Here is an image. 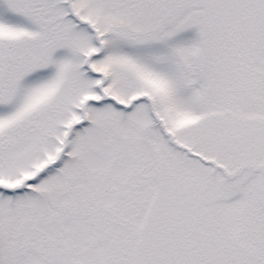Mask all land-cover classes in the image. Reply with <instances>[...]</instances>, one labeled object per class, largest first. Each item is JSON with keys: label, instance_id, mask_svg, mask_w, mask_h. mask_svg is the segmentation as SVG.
I'll return each instance as SVG.
<instances>
[{"label": "snow or ice", "instance_id": "snow-or-ice-1", "mask_svg": "<svg viewBox=\"0 0 264 264\" xmlns=\"http://www.w3.org/2000/svg\"><path fill=\"white\" fill-rule=\"evenodd\" d=\"M0 264H264V0H0Z\"/></svg>", "mask_w": 264, "mask_h": 264}]
</instances>
